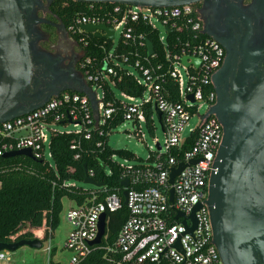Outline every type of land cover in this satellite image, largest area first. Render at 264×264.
<instances>
[{
  "label": "built area",
  "instance_id": "1",
  "mask_svg": "<svg viewBox=\"0 0 264 264\" xmlns=\"http://www.w3.org/2000/svg\"><path fill=\"white\" fill-rule=\"evenodd\" d=\"M86 24L111 29V38L102 28L85 31L82 26ZM65 27L77 44L76 68L92 101L86 94L64 90L42 106L0 122V156L28 148L33 159L56 172L51 142L60 134L74 136L68 144L74 160L86 151L84 141L95 135L93 145L103 147L112 130L124 121L132 123L138 139H143L146 123L153 130V121L163 134L161 142L152 138L144 159L109 155L121 168V179L127 180L126 186L120 185L126 191V204L122 193L113 191L101 202L67 208L64 219L69 231L63 247L70 255L65 264H76L89 251L99 215L121 205L127 208V217L106 248L119 254L115 264H221L205 203L208 176L222 136L218 121L206 116L213 103L211 76L221 53L202 31L197 4L87 3L86 11L76 13ZM124 78L132 79L141 91L130 94L119 89ZM191 117L196 118L192 127ZM134 159L140 161L133 163ZM178 163L184 165L169 184V171ZM195 204L200 207L194 212V228L187 233ZM177 212L182 216H176ZM38 228V232L29 230L41 243L47 240L42 249L49 255L53 230L44 222ZM176 241L180 251L174 247ZM10 260L9 251L0 250V264H10Z\"/></svg>",
  "mask_w": 264,
  "mask_h": 264
},
{
  "label": "water",
  "instance_id": "2",
  "mask_svg": "<svg viewBox=\"0 0 264 264\" xmlns=\"http://www.w3.org/2000/svg\"><path fill=\"white\" fill-rule=\"evenodd\" d=\"M83 3L131 4L138 6H173L196 3L200 0H71ZM21 2L16 0H0V122L10 120L34 110L51 96L64 90L77 91L86 94L91 99L81 78L72 74V82L76 88L65 86L52 91L46 98L35 100L33 104L24 106L29 99L27 89L33 76V65L29 53L28 36L26 34L22 14L19 10ZM87 32L94 28H102L111 38L112 30L103 25H83ZM147 53H150V43L147 42ZM185 57L182 58V62ZM197 65L198 60L192 59ZM213 74L211 76V79ZM219 95H223L220 94ZM224 95V102L230 115L219 117L221 123V142L218 146L212 170L207 180V197L205 203L208 209L212 231V242L221 264H253L255 253L264 262V65L257 82L244 94L234 92L230 100ZM155 110L159 120V112ZM210 110L207 115H209ZM23 155L33 159L30 150L8 151L2 157ZM197 160H190L195 163ZM178 163L168 174L171 184L174 176L183 167ZM85 184L93 185L89 176H85ZM121 186L127 185V180L120 181ZM123 204H126V191H122ZM172 199V189H169V201ZM200 207L195 204L189 217L192 225L185 228L191 233L194 228V212ZM176 216H182L177 212ZM105 214L101 213L97 223V233L88 242L95 245L104 234ZM185 223L184 219L180 222ZM21 246L38 249L41 240L32 237L16 241L0 243V250L14 251ZM180 251L178 242L174 244Z\"/></svg>",
  "mask_w": 264,
  "mask_h": 264
},
{
  "label": "trees",
  "instance_id": "3",
  "mask_svg": "<svg viewBox=\"0 0 264 264\" xmlns=\"http://www.w3.org/2000/svg\"><path fill=\"white\" fill-rule=\"evenodd\" d=\"M64 1L67 3L62 5L59 0H54L52 7H55V14L66 26L76 13L86 11L87 3ZM119 89L130 94L141 91L130 78H124ZM146 126L150 129L148 123ZM73 137L71 134H60L52 139V163L56 172L46 163L23 155L0 156V243L30 239L32 234L29 228L39 227L43 222L54 230L63 197L79 205L83 202H101L113 191L121 196V168L109 159V155L114 153L118 158L132 159L134 154L123 148H111L107 143L103 147H95L93 142L97 137L94 135L91 141H84L86 151H82L79 159L74 160L73 150L68 147ZM101 139L103 142L106 140L105 136ZM86 175L92 179L93 185L82 188L76 183H83ZM126 217L127 208L124 205L114 211H106L104 234L100 242L90 245L89 251L76 264H115L119 254L106 248L115 240ZM25 225L28 228L24 229ZM54 251L52 247L46 264H59L51 259Z\"/></svg>",
  "mask_w": 264,
  "mask_h": 264
},
{
  "label": "flooded vegetation",
  "instance_id": "4",
  "mask_svg": "<svg viewBox=\"0 0 264 264\" xmlns=\"http://www.w3.org/2000/svg\"><path fill=\"white\" fill-rule=\"evenodd\" d=\"M28 36L33 76L27 89L29 106L52 91L72 87L77 44L55 14L54 0H16ZM62 5L67 1L59 0ZM202 31L220 48L221 61L213 72V103L209 115H230L224 95L242 98L257 82L264 65V0H200L196 2ZM223 94L222 96L219 95ZM226 97V98H227ZM253 264H264L258 253Z\"/></svg>",
  "mask_w": 264,
  "mask_h": 264
},
{
  "label": "rangeland",
  "instance_id": "5",
  "mask_svg": "<svg viewBox=\"0 0 264 264\" xmlns=\"http://www.w3.org/2000/svg\"><path fill=\"white\" fill-rule=\"evenodd\" d=\"M203 110L201 109L200 112ZM196 122L195 117H191L188 121L189 126L192 127ZM153 130L148 129L146 125L142 127V132L144 133L143 139H138L133 134L134 126L128 121H124L118 126H116L110 135L108 136L107 144L114 149H126L132 152L135 156L140 159H144L147 154L148 145L152 144V138L155 137L161 142L163 139V134L160 127L156 121H153ZM140 160L134 159L133 163H138ZM82 188L90 187L89 184L76 183ZM61 211L58 215V222L54 230L52 231V236L49 240L51 247L55 248L51 259L57 261L59 264H65L69 258L70 252L63 247L64 239L69 231V225L64 219L65 212L69 206L73 205V202L63 197L61 199ZM28 228L27 225L23 227ZM42 247L47 245V240H44ZM42 247L35 249L27 246H21L14 251H9L10 254V264H46L48 261V253L42 249Z\"/></svg>",
  "mask_w": 264,
  "mask_h": 264
},
{
  "label": "crops",
  "instance_id": "6",
  "mask_svg": "<svg viewBox=\"0 0 264 264\" xmlns=\"http://www.w3.org/2000/svg\"><path fill=\"white\" fill-rule=\"evenodd\" d=\"M76 75H77L78 77H80V74H79L77 68H76ZM80 78H81V77H80ZM81 81H82L83 84H85V83L83 82L82 78H81ZM74 83H75V82H74ZM76 86H77V83L72 85L73 88H76ZM67 91H70V90H67ZM39 227H40V226H39ZM31 228H32V230L35 231V232H38L37 229H40V228H38V227H37V228H36V227H31ZM41 247H42V244H41Z\"/></svg>",
  "mask_w": 264,
  "mask_h": 264
}]
</instances>
